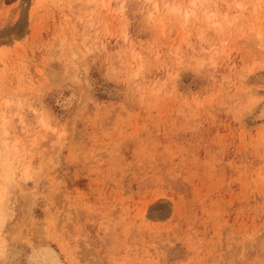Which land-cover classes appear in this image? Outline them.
Returning <instances> with one entry per match:
<instances>
[{
  "label": "rangeland",
  "instance_id": "rangeland-1",
  "mask_svg": "<svg viewBox=\"0 0 264 264\" xmlns=\"http://www.w3.org/2000/svg\"><path fill=\"white\" fill-rule=\"evenodd\" d=\"M0 200V264H264V0H0Z\"/></svg>",
  "mask_w": 264,
  "mask_h": 264
},
{
  "label": "bare ground",
  "instance_id": "bare-ground-1",
  "mask_svg": "<svg viewBox=\"0 0 264 264\" xmlns=\"http://www.w3.org/2000/svg\"><path fill=\"white\" fill-rule=\"evenodd\" d=\"M7 173L8 170H6V174ZM4 207H5L4 201L0 200V225L4 222L5 219ZM32 257H33V264H61V262H59L58 260V257L56 256V253H54L53 250L50 249V247L45 248V250L36 253Z\"/></svg>",
  "mask_w": 264,
  "mask_h": 264
}]
</instances>
